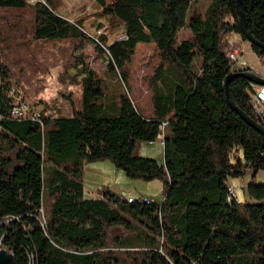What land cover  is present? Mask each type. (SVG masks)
<instances>
[{
  "label": "trees",
  "instance_id": "16d2710c",
  "mask_svg": "<svg viewBox=\"0 0 264 264\" xmlns=\"http://www.w3.org/2000/svg\"><path fill=\"white\" fill-rule=\"evenodd\" d=\"M193 1L94 0L101 8L95 15L125 25L124 39L108 44L103 25L93 36L80 21L57 15L59 0H0V250L13 254L15 264H264V184L248 186L254 203L228 201L229 179L264 171V137L225 94L233 67L225 38L247 39L235 1L210 0L206 14L190 20L192 37L175 47ZM240 1L251 34L264 43V0ZM11 37L21 49L45 45L55 53L54 65L68 68L83 63L75 53L92 43L109 54V71L124 81L139 44L154 45L161 59L152 80L155 116L143 117L126 94L117 105L105 103V80L90 72L80 83V105L68 98V117L47 118L43 126L11 120L13 85L45 103L40 65L11 56ZM252 50L264 63V51ZM195 57L202 60L197 71ZM166 81L173 83L168 94L156 85ZM230 90L264 127L253 109L252 83L238 76ZM160 136L163 164L137 155L139 143ZM100 161L131 180L161 181L162 203L129 204L113 194L112 208L86 198L84 167Z\"/></svg>",
  "mask_w": 264,
  "mask_h": 264
},
{
  "label": "rangeland",
  "instance_id": "374dc122",
  "mask_svg": "<svg viewBox=\"0 0 264 264\" xmlns=\"http://www.w3.org/2000/svg\"><path fill=\"white\" fill-rule=\"evenodd\" d=\"M60 6L56 10V14L81 22L82 27L93 36L97 35V25L101 24L103 32L108 36V44H112L115 40L124 39L123 34L125 25L123 22L112 19L110 17H102L95 15L100 12V6L94 0H59ZM111 1V0H108ZM210 0H194L186 15V25L180 29L175 47H179L183 41L192 37V32L188 28L191 18L194 15L204 16L210 6ZM245 45V59L249 65L255 67L256 70L264 71V63L260 61L253 52L252 46L248 41ZM9 51L11 56L18 54L23 60H36L41 67V79L45 90L42 94L43 104H38L27 97L19 85H13L18 88L26 99L38 108L51 110L52 117H68L70 115L69 97L80 105L82 98L81 81L93 72L105 80V97L103 101L108 105H117L120 96L126 94L145 118L155 116L154 96L155 83H153L154 75L160 65V57L156 54L154 45L139 44L136 53L129 65L130 74L126 77V82L122 80L119 74H113L108 69L109 54H100L96 52L95 45L87 43L83 48L79 49L75 55L83 56V63H76L71 67L65 65H54L50 60L54 56V52H50V48L38 43L31 47L30 50L21 49L19 41L11 37L9 43ZM54 60V59H53ZM202 63L200 57H195L192 62V70L197 71ZM171 67L168 64L165 70ZM175 72L176 69H173ZM174 74V73H172ZM158 90L170 93L173 83L165 82V86L158 82ZM170 85V88L168 87ZM164 138H160L155 143L141 142L137 147V155L140 157L156 160L158 163H164ZM1 154V152H0ZM1 158V156H0ZM46 169L50 164H46ZM229 183L236 189L238 202L254 203L255 200L250 196L248 186L251 183L264 184V171L257 174L254 171H248L243 177L229 179ZM83 185L85 189V197L95 199L102 192L111 190L118 196L123 193L135 199L149 200L161 203L165 197L164 186L161 181L145 182L141 180H131L124 172L119 171L110 161H100L87 164L83 170ZM104 189V190H103ZM47 196V195H46ZM264 203V200L262 201ZM115 207L114 204L111 205ZM160 241V237L157 238Z\"/></svg>",
  "mask_w": 264,
  "mask_h": 264
},
{
  "label": "built area",
  "instance_id": "2783aa9c",
  "mask_svg": "<svg viewBox=\"0 0 264 264\" xmlns=\"http://www.w3.org/2000/svg\"><path fill=\"white\" fill-rule=\"evenodd\" d=\"M30 4L35 5L38 3L45 4V0H28ZM231 22V24H234V20L230 18L228 20ZM73 22V20H71ZM226 42L227 47L225 48V54L230 62L232 64V70L231 73H237V72H243L248 69H251L253 72H255L258 76L264 79V71L260 72L253 68L251 65L248 64V62L245 59V45L244 42H235L231 40L228 36H226ZM253 86V94H252V104L253 109L256 113V115L261 119V121L264 124V86ZM8 108H9V118L13 121L17 122H34L41 126L44 125L45 119L52 117V111L41 109L33 105L28 99L25 98L23 93L16 88L15 86H12V88L8 92ZM0 104H1V89H0ZM1 120V116H0ZM229 187V196L228 201L231 202L233 200H238L236 189L231 185L229 182L227 183ZM104 190V189H103ZM111 190L105 191V194L102 192L98 195L97 200L104 201L110 205L113 204V202H110L109 196L113 195ZM121 199L126 200L129 204L135 203L136 201L145 202L146 204H151L153 201L149 200H142V199H135L127 194L123 193V196H121ZM162 203V202H161ZM162 242V238H160Z\"/></svg>",
  "mask_w": 264,
  "mask_h": 264
},
{
  "label": "water",
  "instance_id": "95a60500",
  "mask_svg": "<svg viewBox=\"0 0 264 264\" xmlns=\"http://www.w3.org/2000/svg\"><path fill=\"white\" fill-rule=\"evenodd\" d=\"M238 11H239V26L242 30V33L245 35L247 41L251 44L252 47H257L261 51H264V43H261L257 41L253 35L250 32L248 22L246 20L245 13L242 8V3L240 0H234ZM242 76L249 80L250 83L258 86H264V79L258 76L255 72H253L251 69H248L243 72H237V73H231L227 76L225 80V94L226 99L232 110L238 114L241 119L253 130L258 132L264 137V127L261 126L257 121L252 119L249 115H247L245 112H243L235 103L233 96L231 94L230 90V83L232 79ZM0 264H15L14 256L13 254H9L7 250L2 249L0 250Z\"/></svg>",
  "mask_w": 264,
  "mask_h": 264
},
{
  "label": "crops",
  "instance_id": "0c3cea01",
  "mask_svg": "<svg viewBox=\"0 0 264 264\" xmlns=\"http://www.w3.org/2000/svg\"><path fill=\"white\" fill-rule=\"evenodd\" d=\"M231 40L235 41V42H244L243 39L241 38L240 35L236 34V33H230L227 35ZM252 66V65H251ZM253 68H255L254 66H252ZM87 198V197H86Z\"/></svg>",
  "mask_w": 264,
  "mask_h": 264
}]
</instances>
